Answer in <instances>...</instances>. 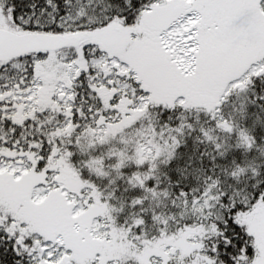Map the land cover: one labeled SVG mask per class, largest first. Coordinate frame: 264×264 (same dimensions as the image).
Returning a JSON list of instances; mask_svg holds the SVG:
<instances>
[{"label": "snow or ice", "instance_id": "1", "mask_svg": "<svg viewBox=\"0 0 264 264\" xmlns=\"http://www.w3.org/2000/svg\"><path fill=\"white\" fill-rule=\"evenodd\" d=\"M0 264H264V0H0Z\"/></svg>", "mask_w": 264, "mask_h": 264}]
</instances>
